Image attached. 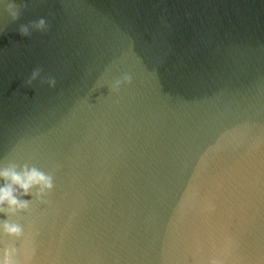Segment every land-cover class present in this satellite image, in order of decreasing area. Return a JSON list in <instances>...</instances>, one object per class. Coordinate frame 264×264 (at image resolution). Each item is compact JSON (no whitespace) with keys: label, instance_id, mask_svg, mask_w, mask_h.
I'll list each match as a JSON object with an SVG mask.
<instances>
[{"label":"water","instance_id":"1","mask_svg":"<svg viewBox=\"0 0 264 264\" xmlns=\"http://www.w3.org/2000/svg\"><path fill=\"white\" fill-rule=\"evenodd\" d=\"M3 168L0 258L264 264V0H3Z\"/></svg>","mask_w":264,"mask_h":264},{"label":"clouds","instance_id":"2","mask_svg":"<svg viewBox=\"0 0 264 264\" xmlns=\"http://www.w3.org/2000/svg\"><path fill=\"white\" fill-rule=\"evenodd\" d=\"M3 3V0H0ZM13 5H8L6 10L9 14L16 18L17 14L13 11ZM41 25L43 21L40 22ZM131 84V77L125 75L121 80L116 81L114 90H118L121 85ZM0 181H3V185L0 186V213H3L5 209L24 210L27 208V203L18 199V195L27 196L30 190L34 187L40 189L41 192L45 190H51L53 187L52 178L46 176L42 172L35 168H25L21 171H16L14 168L0 169ZM3 231L7 235L19 236L22 234V230L17 225L3 224L0 225ZM11 253L5 250L3 257L0 258V264H17V261L11 258ZM30 252L26 253L25 264H29Z\"/></svg>","mask_w":264,"mask_h":264}]
</instances>
